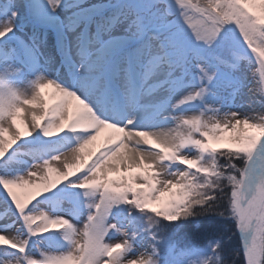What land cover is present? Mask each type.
I'll use <instances>...</instances> for the list:
<instances>
[{
    "label": "snow or ice",
    "instance_id": "obj_1",
    "mask_svg": "<svg viewBox=\"0 0 264 264\" xmlns=\"http://www.w3.org/2000/svg\"><path fill=\"white\" fill-rule=\"evenodd\" d=\"M0 264H264V0L0 5Z\"/></svg>",
    "mask_w": 264,
    "mask_h": 264
},
{
    "label": "trees",
    "instance_id": "obj_2",
    "mask_svg": "<svg viewBox=\"0 0 264 264\" xmlns=\"http://www.w3.org/2000/svg\"><path fill=\"white\" fill-rule=\"evenodd\" d=\"M235 163H240L239 161H235ZM240 165V164H239ZM241 166V165H240ZM200 222L202 223L203 226H205L208 229H217L220 226H222V222L214 217H203L201 218ZM194 224H189L186 225V228L183 231H189L190 229L194 228ZM234 240L236 239L235 237L233 238Z\"/></svg>",
    "mask_w": 264,
    "mask_h": 264
},
{
    "label": "rangeland",
    "instance_id": "obj_3",
    "mask_svg": "<svg viewBox=\"0 0 264 264\" xmlns=\"http://www.w3.org/2000/svg\"><path fill=\"white\" fill-rule=\"evenodd\" d=\"M254 71H255V70H254ZM244 99L247 100V89H245V96H244ZM236 102L239 104L241 101H240V99H237ZM245 108H247V107L245 106V107H243V108H241V109H239V110L242 111V112H245ZM239 164H240V163H238V166H240Z\"/></svg>",
    "mask_w": 264,
    "mask_h": 264
},
{
    "label": "bare ground",
    "instance_id": "obj_4",
    "mask_svg": "<svg viewBox=\"0 0 264 264\" xmlns=\"http://www.w3.org/2000/svg\"><path fill=\"white\" fill-rule=\"evenodd\" d=\"M8 0H0V5H3L4 3H7ZM97 2H99V0H97ZM104 2H107V0H104ZM249 111L248 108H245V112Z\"/></svg>",
    "mask_w": 264,
    "mask_h": 264
}]
</instances>
